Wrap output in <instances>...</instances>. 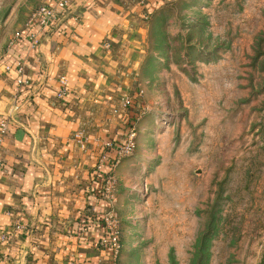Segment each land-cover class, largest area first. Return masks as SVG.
Here are the masks:
<instances>
[{"label":"rangeland","instance_id":"obj_1","mask_svg":"<svg viewBox=\"0 0 264 264\" xmlns=\"http://www.w3.org/2000/svg\"><path fill=\"white\" fill-rule=\"evenodd\" d=\"M46 1L0 0V44L29 27ZM148 25L133 98L135 149L119 162L135 167L118 209L113 174L108 197L121 241L112 258L189 264L210 226L208 264H260L264 0H170Z\"/></svg>","mask_w":264,"mask_h":264},{"label":"crops","instance_id":"obj_2","mask_svg":"<svg viewBox=\"0 0 264 264\" xmlns=\"http://www.w3.org/2000/svg\"><path fill=\"white\" fill-rule=\"evenodd\" d=\"M168 1L69 0L35 50L25 38L0 44V119L9 120L0 145V264L112 263L99 245L101 225L80 231L77 221L88 205L101 209L87 194L91 172L102 145L124 138L148 22ZM18 61L27 81L19 89ZM61 76L67 91L58 97ZM129 166L124 159L113 172L116 209Z\"/></svg>","mask_w":264,"mask_h":264},{"label":"built area","instance_id":"obj_3","mask_svg":"<svg viewBox=\"0 0 264 264\" xmlns=\"http://www.w3.org/2000/svg\"><path fill=\"white\" fill-rule=\"evenodd\" d=\"M69 5V0H51V2H44L39 5L34 14L33 20L30 22L29 27L24 28L25 32L21 34L19 32L15 40L25 38L27 42L28 50H35L41 43L43 37L48 35L54 28V25L64 16ZM13 42V41H12ZM11 42V43H12ZM10 43V44H11ZM11 66L6 65L5 69L10 70ZM17 79L16 85L19 89L23 85H26L27 81L23 78V63L18 61L16 63ZM60 88L57 92L58 97H63L67 91V80L64 76L58 79ZM9 130V120L7 118L0 119V145L2 144L5 135ZM115 150V159H112L106 153L107 149ZM135 149V132L134 128H130L125 140L119 146H113L112 142L102 145V151L98 156L95 164L96 171H101L106 164L111 165L114 172L115 168L119 164L120 160L133 153ZM111 163V164H110ZM112 175L107 179L104 186L105 198L110 196ZM116 214L110 209L102 216V223L107 236L103 237L99 245L103 248H108L112 256H116L120 249V230L116 219ZM4 236H1V240H4ZM111 264H116L114 258H112Z\"/></svg>","mask_w":264,"mask_h":264},{"label":"trees","instance_id":"obj_4","mask_svg":"<svg viewBox=\"0 0 264 264\" xmlns=\"http://www.w3.org/2000/svg\"><path fill=\"white\" fill-rule=\"evenodd\" d=\"M21 34L25 32V29L23 28L21 31ZM132 104V103H131ZM135 110H133L131 117L127 119L126 125H125V132H124V138L122 140H116L112 141L113 146H119L126 138L128 131L130 128L134 127V123L136 118ZM106 153L108 156L112 159V161L115 159V150L107 149ZM111 164V163H110ZM91 179L90 184L88 186L87 194L91 198H93L94 201L99 203L101 205V209L98 211H93L91 209V205H88L86 211L84 214H82L78 218V226L80 227V231H83L89 226V224H92L94 221L101 225L104 231V236H107V233L104 229V225L102 223V216L104 213H106L108 210L111 209L109 202L105 198L104 194V186L107 181V179L113 174V170L111 165L106 164L104 168L101 171H96V168L94 167L91 172ZM106 209V210H104ZM211 224V222H209ZM210 226H207L204 232L200 233L195 241L193 252L191 254V258L189 261V264H208L209 261V243L211 241V234ZM121 246V241H120ZM109 251L110 255L111 252L109 249L104 248ZM170 260L173 261V258L170 257ZM173 264V263H172ZM260 264H264V257H262V260Z\"/></svg>","mask_w":264,"mask_h":264}]
</instances>
